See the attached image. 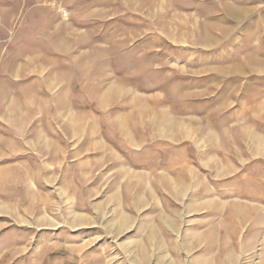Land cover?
Masks as SVG:
<instances>
[{"label":"rangeland","instance_id":"rangeland-1","mask_svg":"<svg viewBox=\"0 0 264 264\" xmlns=\"http://www.w3.org/2000/svg\"><path fill=\"white\" fill-rule=\"evenodd\" d=\"M0 264H264V0H0Z\"/></svg>","mask_w":264,"mask_h":264},{"label":"crops","instance_id":"crops-1","mask_svg":"<svg viewBox=\"0 0 264 264\" xmlns=\"http://www.w3.org/2000/svg\"><path fill=\"white\" fill-rule=\"evenodd\" d=\"M68 65V66H67ZM70 67H71V64L69 63V64H65V66H64V68H66V69H70ZM65 74H67V73H65ZM64 84H66V81H64L63 82ZM79 84V83H81L80 81H75L74 82V84ZM70 128H71V136L73 137V140L74 141H76V140H78V139H76V137L78 136V133H82V131L83 130H86V128H85V126H83V124H80L77 128H76V125H74V126H70ZM90 131L92 132V133H94L95 134V136H97V133H98V130L96 129V128H93V129H90ZM107 139V138H106ZM79 140H80V138H79ZM78 140V141H79ZM108 141V140H107Z\"/></svg>","mask_w":264,"mask_h":264},{"label":"bare ground","instance_id":"bare-ground-1","mask_svg":"<svg viewBox=\"0 0 264 264\" xmlns=\"http://www.w3.org/2000/svg\"><path fill=\"white\" fill-rule=\"evenodd\" d=\"M180 180H182V181H185V177H184V178H182V179H180ZM168 184H171V183H168ZM174 189H175V196H176V194H177V192H178V191H177V188H175V187H174ZM170 193L172 194L173 192H172V191H170Z\"/></svg>","mask_w":264,"mask_h":264}]
</instances>
